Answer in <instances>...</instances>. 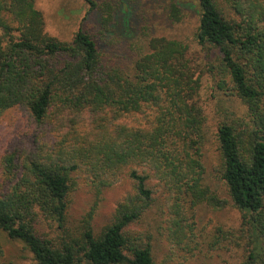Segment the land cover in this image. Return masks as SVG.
I'll use <instances>...</instances> for the list:
<instances>
[{
  "label": "trees",
  "instance_id": "16d2710c",
  "mask_svg": "<svg viewBox=\"0 0 264 264\" xmlns=\"http://www.w3.org/2000/svg\"><path fill=\"white\" fill-rule=\"evenodd\" d=\"M37 1L0 0V117L16 109L30 127L1 157L0 230L39 264H157L150 237L131 228L156 203L166 239L194 254L196 211L230 200L242 227L221 228V248L246 236L244 264H264V0H188L198 10V42L218 61L209 72L219 66L217 85L246 109L216 128V172L228 200L207 181L209 127L188 44L154 35L151 21L137 28L129 16L122 40L98 41L80 27L62 41L47 32ZM106 4L103 35L121 23ZM187 10L172 2L168 16L180 24ZM123 176L134 193L112 222L97 234L87 219L73 237L67 223L80 182L92 181L98 194ZM45 221L63 235L49 238Z\"/></svg>",
  "mask_w": 264,
  "mask_h": 264
},
{
  "label": "rangeland",
  "instance_id": "374dc122",
  "mask_svg": "<svg viewBox=\"0 0 264 264\" xmlns=\"http://www.w3.org/2000/svg\"><path fill=\"white\" fill-rule=\"evenodd\" d=\"M100 7L91 8L86 0H38L37 7L43 12L46 30L49 34L62 41H70L80 27L88 30L102 41L122 40V32L126 30L128 18L140 25L150 23L154 35H165L170 38L183 40L189 46L188 56L192 58L198 68L197 76L201 79L200 104L206 117L208 142L205 148V163L207 166V181L220 196L229 199L222 182L218 179L216 164L220 162L219 149L216 138V128L221 120H230L245 113L242 102L232 97L225 88L217 85L218 72H209V67L218 65L216 55L202 47L196 37L197 9L188 0H95ZM184 2L188 6L187 17L183 23H174L168 16V6L172 2ZM187 1V2H186ZM106 3L115 6L116 16L121 23L111 24V28L103 35L101 16ZM148 22V23H147ZM123 24V27L120 26ZM125 24V26H124ZM103 44V42H102ZM109 45V44H107ZM110 46V45H109ZM109 46H105L106 50ZM103 47V45H102ZM103 48V49H104ZM105 50V49H104ZM126 50V49H125ZM133 123H137L136 120ZM29 114L12 109L0 117V182L3 181L1 157L12 140L21 138L25 131H29ZM80 181V180H79ZM223 188V189H222ZM134 193V185L128 177L123 176L110 187L103 188L100 193L92 187V181L80 182L72 193V202L67 223L68 231L76 237L84 228L88 219L97 234L108 226L114 219L119 202ZM161 202L156 203L146 212L138 223L131 227L137 233L151 239L154 258L157 264H244L248 256V238L240 237L239 244L227 243V248H221L220 229L232 230L237 233L242 227V213L228 200L222 208L204 204L196 211L195 231L201 242L194 254L178 246H172L163 234L164 214L160 210ZM40 230L49 238L63 235V231L54 223L40 224ZM217 238L219 242L217 243ZM214 243V244H212ZM0 264H39L33 253L20 240L11 239L0 230Z\"/></svg>",
  "mask_w": 264,
  "mask_h": 264
}]
</instances>
